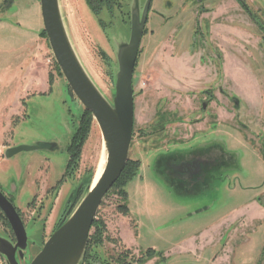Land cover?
<instances>
[{"label":"rangeland","instance_id":"1","mask_svg":"<svg viewBox=\"0 0 264 264\" xmlns=\"http://www.w3.org/2000/svg\"><path fill=\"white\" fill-rule=\"evenodd\" d=\"M10 1L0 0L3 143L10 138L14 143H45L40 150L4 158L0 165L2 190L15 188L12 194L21 211L27 212L28 203L37 207V213L42 208L39 214L46 215L55 198L50 184L67 171L68 146L79 127L87 126L56 213L46 223L44 238L41 219L24 223L28 238L25 255L31 258L54 230L71 193L80 187L78 203L92 182L102 152V136L92 115L87 123L83 120L84 107L56 67L48 39L42 35L39 0H14L6 8ZM146 1L125 0L120 4L122 8L115 5L111 19L106 10L98 16L93 14L86 0H59L73 48L109 100L117 70V46L129 37L131 10L137 4L142 11ZM245 1L254 11L260 9L255 12L264 24V0ZM237 3L151 0L133 73L134 123L129 149V159L143 166L123 186L125 195L122 186L116 184L103 197L96 215L103 227L102 243L87 248L82 264H122L117 260L122 255H127L132 264L155 258L157 264H179L192 254L169 252L178 242L198 236L199 246H206L201 245L207 237H199L201 230L232 213L233 242L223 252L220 245L205 248V259L216 254L212 262L200 259L192 263L228 264L224 260L227 257L231 264L264 261V34L246 20L243 8L244 14H239ZM48 86L53 87L51 92ZM214 142L225 149L223 171L214 173L215 182L208 189L180 195L156 172L160 169L155 167L158 154ZM230 154L233 159L228 168L226 159H231L226 156ZM213 167L217 170L219 164ZM36 179L49 184L39 189ZM37 196H43L42 201L33 204ZM186 214L191 215L175 226L174 221ZM121 220L135 233L131 251L108 228H116ZM93 232L92 227L90 234ZM6 234L0 219V235ZM0 264H5L1 256Z\"/></svg>","mask_w":264,"mask_h":264},{"label":"water","instance_id":"2","mask_svg":"<svg viewBox=\"0 0 264 264\" xmlns=\"http://www.w3.org/2000/svg\"><path fill=\"white\" fill-rule=\"evenodd\" d=\"M150 2L151 0L146 1L142 11L137 4L131 10L129 37L117 46V70L113 96L109 100L95 85L73 48L61 14L59 0H39L43 29L52 55L68 87L96 121L101 132L106 160L94 185L92 182L87 185L86 192L72 213L51 232L39 247L38 252L31 258L30 255H25L28 238L24 224L13 204L0 191V209L7 219L15 239L13 241L7 235H0V256L5 264L83 263L88 235L99 205L105 194L119 178L129 159L134 122L133 73ZM202 107H206V101L202 102ZM43 145L45 143L37 141L32 144L19 143L6 148L4 155L9 158L18 152L40 150ZM202 147L191 148L189 146L185 148L187 151L178 148L177 151L172 149L174 151L158 154L155 159V167L163 166L162 163L167 164V162L175 161L174 158L178 155L205 158V153L215 150L213 156L215 155L219 159L215 163L219 164L217 169L220 170L221 168L220 171L222 172V150L225 149L219 147L216 142L212 145L204 143ZM232 156V154L226 156V158L231 159H226L228 168L231 167ZM215 163L213 166H216ZM213 166H211V170H215ZM224 171L226 170L224 169ZM209 180L213 181L214 177ZM206 186L209 187L210 184ZM202 210L205 209L202 208ZM195 214L196 211L192 213V215ZM189 215L191 214L183 215L174 222H179Z\"/></svg>","mask_w":264,"mask_h":264},{"label":"flooded vegetation","instance_id":"3","mask_svg":"<svg viewBox=\"0 0 264 264\" xmlns=\"http://www.w3.org/2000/svg\"><path fill=\"white\" fill-rule=\"evenodd\" d=\"M13 1L14 0H11L6 8H8L10 5H12ZM124 1L125 0H120V4H122V2H124ZM237 1H238L237 4L239 5V7L243 8V6L239 2V0H237ZM243 1L245 2V4L247 5V7L249 9V12H248L247 10H245L243 8L244 12L246 13V16L249 18L250 22L253 25H256L264 34V24L262 23V21L259 19L258 15L255 12L256 10L258 11L259 8L255 9V11H254V9L250 6L249 3H246L245 0H243ZM120 4H119V6L121 7ZM116 6H118V5H116ZM150 7H151V2H150L149 10H150ZM114 8H115V6L112 8L111 12H108L105 8H102V10H100L96 16H98L101 11L106 10L112 19ZM149 10L147 13V19H148ZM40 15H41V12H40ZM147 19H146V23H147ZM0 21H1V19H0ZM41 21H42V18H41ZM146 23H145L143 35L145 34V31H146ZM98 24L101 27L103 26V21L100 18L98 19ZM43 32L45 33V31L43 29V23H42V33ZM45 35H46V33H45ZM143 35H142V37H143ZM43 37H44V35H43ZM139 49H140V46H139ZM138 55H139V51H138ZM138 55H137V58H138ZM136 63H137V59L135 62L134 69L136 67ZM235 105H237V104H235ZM198 154H200V153H198ZM205 154H206L205 158H200V156H199V158H196L197 156L196 157H189V156H184V155L183 156L178 155L177 157L174 158L175 161L167 162V164L162 163L163 166L160 167L159 171L156 170V172L162 174V176L165 177V181L169 182V184L172 185L173 188H174V185H177V186H179V189H181L182 191L187 193L189 191L187 186L190 184L192 189L196 191L197 188H200V187L202 188L203 186L207 185L206 183L209 182V181H207V177H210V178L214 177V173L221 170V168H220V170L219 169L211 170L212 169L211 166H213L215 161H218L219 159L215 155L213 156V154H210V153H205ZM4 157H5V155H4ZM213 157H215V158H213ZM68 162L66 164H68ZM73 165L74 164H72L71 167H68V165H66L67 171H64L62 173L61 177L58 180H56L55 184H50V190L55 192V198L53 200V203H52L50 209L47 211L46 215L39 214V212L43 210L42 208L40 209V211L38 210V213H37V207L34 205H28V203L26 205L27 212L21 211V209L15 203L16 195L12 194V190H13V192H15V188L12 187V190H8L7 188H6V190H2L4 188L3 187L4 185L2 183H0V191L13 204V206L15 207L17 213L19 214L23 224L25 222H28V221L33 220L35 218L41 219V221L43 222V225H44L42 238H44L45 232L47 231L46 223L51 221V219H53V217L56 213V209H57L56 205H58L59 200L63 194L62 188H63L64 182H66V180L71 175V172H69V171L71 169H73ZM212 172H214V173H212ZM33 182L34 181H32V183ZM212 182H215V181L213 180ZM48 184L49 183L43 184V183L37 181V179H36V185H39V189H40V185H42V188H43L45 186L47 187ZM77 190H74L71 193L70 197L68 198L67 202L65 203L63 210H62L61 214L59 215L58 220L54 226V229L57 226H59V224L72 213V211L75 209V207L79 203V202L77 203V201L79 199L78 193L80 191V187H78ZM9 191H11V192H9ZM263 195H264V192H263ZM42 198H43V196H39V197L37 196V200L34 201L33 204H37L38 202H41ZM263 204H264V201H263ZM100 205H101V203H100ZM100 205H99V208H100ZM99 208H98V210H99ZM98 210H97V213H98ZM97 213H96V215H97ZM96 215H95L94 219H96ZM0 219L5 223V228L7 230L6 235L14 241L15 240L14 234L11 230V227H10L5 215L1 211V209H0ZM263 220H264V217H263ZM232 232H233V229H231V225H230V227L223 229L220 240L218 241L219 243L216 244V246H218V245L221 246L220 252H223L224 249L226 250L228 243L231 242L230 241L231 240L230 235L232 234ZM222 239H224V241ZM220 242H222V243L220 244ZM232 242H233V240H232ZM263 247H264V245H263ZM262 253H264V248L262 250ZM199 256L201 257L203 255L200 254ZM85 257H86V255H85ZM215 257H216V254L213 256L212 260H214ZM227 258H228V262H227ZM227 258H225L224 260L226 261V263L231 264L230 263V257H227ZM212 260H211V262H212ZM90 264H99V263L96 261H92ZM105 264H109V263H105ZM186 264H192V263H186ZM256 264H264V261L259 260Z\"/></svg>","mask_w":264,"mask_h":264},{"label":"crops","instance_id":"4","mask_svg":"<svg viewBox=\"0 0 264 264\" xmlns=\"http://www.w3.org/2000/svg\"><path fill=\"white\" fill-rule=\"evenodd\" d=\"M235 6L238 9L240 8L239 5H237V4ZM239 10H240L239 14L243 15L244 13H243V11H241V8ZM246 20L250 22V20H249V18L247 16H246ZM52 88L53 87L51 86V89H49V86H48L47 87V89H48L47 91L51 92ZM44 92H45L44 90L41 91V93H44ZM11 95H12V92L10 93V96ZM10 127H11V124H10L9 128ZM2 132L3 131L0 128V165L3 162L2 160L5 158L4 157V152H5L6 148L14 146V145H17L19 143H23V142L14 143L11 138H10L9 142L3 143L4 142L3 140H4L5 137H4V134ZM6 136H7V133H6ZM207 153L214 154L215 150H212V152L209 151ZM142 166H143V163L140 164V169L139 170L142 169ZM0 171H2L1 168H0ZM3 181H4V179L0 175V183L4 184ZM211 183H212V181L209 180V184H211ZM206 184H208V183H206ZM140 185H141V183H139V187H138L139 189L141 188ZM187 187L189 189V191L187 193H185L184 191L179 189V186H177V185H174V190L180 195H187V194H193V193H197V192L200 193V191H202L204 189H208V186H206V185L203 186L202 188L201 187L197 188L196 191L192 189L190 184ZM206 208L207 207H203V209H206ZM206 210L208 211V209H206ZM251 215H252V211L250 212V216ZM233 219H235V218H233V213H232L228 218L220 220L217 224L210 225L209 227L202 229L199 237H201L203 239V237L207 236L206 239H205V243H207V244H205L204 241H202V243H201V245H206V246L200 247L199 246L200 243H197V239H198L197 237L198 236H191V237L184 238L183 241L178 242V244L176 246H174L169 252H171V253H179V254L188 253V255L192 254V257H190L191 256L190 255L189 259H184L179 264L192 263L193 260L197 261V260H200V259H205L206 257H204V256L200 257L199 255L200 254L203 255V253L205 251V248H213V247L216 246L217 243H219L218 241L220 240V237L222 235L223 229H225L224 226L230 227V225L233 224ZM179 222H181V221H179ZM179 222H176L175 226L180 225V224H178ZM108 228H109V231H110L111 235L115 234V236L117 235L120 238L122 243L125 244V248L126 249H128L130 251H131V249H133V244L132 243H135V233L131 229L129 230V224L126 221H124V220L122 221L121 220L120 222H118L116 228H114V226H111V227H108ZM114 230H115V232H114ZM230 239H231L230 241L232 242V240H233V232L230 235ZM197 251L199 252V254H197L198 253ZM196 254H197V257H195ZM164 255L168 256L169 253H165ZM212 258L209 257L208 259H205V260L209 261ZM157 261H158V259L155 258V259L149 260L148 262H146L144 264H157Z\"/></svg>","mask_w":264,"mask_h":264},{"label":"trees","instance_id":"5","mask_svg":"<svg viewBox=\"0 0 264 264\" xmlns=\"http://www.w3.org/2000/svg\"><path fill=\"white\" fill-rule=\"evenodd\" d=\"M241 5L245 10L249 12V9L245 2L243 0H239ZM87 5L89 6L90 10L93 12V14L97 15L102 8H105L108 12L112 11V8L115 5L120 4V0H86ZM101 22V21H100ZM45 34L44 32L42 33ZM56 67H58L56 65ZM60 71V70H59ZM84 118L83 119L86 123L91 119V113L88 110L84 109ZM85 127H79L77 132L74 134L69 146H68V153L70 155L68 165L75 164L78 158V151L80 149V142L83 139L86 128ZM140 161H135L132 159H128L123 171L121 172L119 178L116 180V182L113 185L120 184L122 186L121 193L125 195V190L123 189V186H125L136 174L137 170L139 169ZM70 167V166H69ZM89 184V183H88ZM125 207V205H124ZM126 208V207H125ZM94 228L93 233H89L88 235V241H87V248L91 244L98 245L102 243V232L103 227L101 226L100 222L94 219L91 228ZM153 253V251H152ZM152 253L149 252L148 255H151ZM86 255V252H85ZM85 257V256H84ZM141 258L137 259V261H140ZM117 260H119L122 264H132L131 260H127V255H122L121 257H118Z\"/></svg>","mask_w":264,"mask_h":264},{"label":"bare ground","instance_id":"6","mask_svg":"<svg viewBox=\"0 0 264 264\" xmlns=\"http://www.w3.org/2000/svg\"><path fill=\"white\" fill-rule=\"evenodd\" d=\"M101 148H102V152H101L100 160H99V163L97 164L96 171H95V174H94V177L92 180V185H94V183L96 182V180L100 176V174L103 170V167L105 165L106 156H105V152H104L103 142H102Z\"/></svg>","mask_w":264,"mask_h":264}]
</instances>
